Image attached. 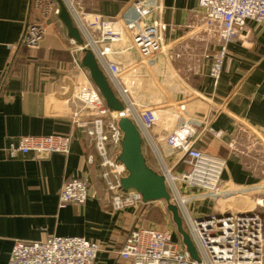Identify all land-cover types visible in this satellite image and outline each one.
Returning <instances> with one entry per match:
<instances>
[{
    "label": "crops",
    "instance_id": "1",
    "mask_svg": "<svg viewBox=\"0 0 264 264\" xmlns=\"http://www.w3.org/2000/svg\"><path fill=\"white\" fill-rule=\"evenodd\" d=\"M71 1L83 13L110 19L133 0ZM145 1L163 8L165 52L151 68L153 79L169 101L183 103L184 117L200 133L197 148L225 158L224 190L245 189L226 195L216 209L260 210L264 224V145H246L256 134L264 136V28L249 23L228 46V61L214 85L209 74L219 46L220 23L208 26L197 0ZM30 6L31 0H0V264H7L14 240L39 242L52 236L96 242L100 250L94 264H130L118 252L136 227L170 230L175 240L180 237L170 213L157 204L116 212L107 203L108 195L99 194L82 207H58L59 192L68 179L89 176L94 191L103 188L87 164L89 150L72 118L80 108L72 95L89 76L74 67L75 46L59 17L43 21ZM28 22L46 25V35L35 50L19 45ZM111 51L109 60L120 66L137 60L127 39L113 44ZM77 58L81 60L82 54ZM152 96H158L157 92ZM209 116V127L220 133L218 138L194 122ZM171 127L167 122L152 129L158 135V149L167 151L163 139ZM49 135L72 136L69 153L43 160L31 155L6 156V148L21 137ZM229 144L241 150L232 153ZM142 147L148 166L155 170L152 150ZM183 169L179 165L176 170ZM235 198L240 204L229 205ZM209 212L211 206L205 203L201 213Z\"/></svg>",
    "mask_w": 264,
    "mask_h": 264
},
{
    "label": "built area",
    "instance_id": "2",
    "mask_svg": "<svg viewBox=\"0 0 264 264\" xmlns=\"http://www.w3.org/2000/svg\"><path fill=\"white\" fill-rule=\"evenodd\" d=\"M61 1L83 42L79 46L70 40L75 46L72 52L74 67L89 76L77 56L90 51L123 111H110L88 77L72 95L80 106L72 115L73 123L84 135L89 150L87 164L103 188H96L95 192L89 176L68 179L59 192L58 207H82L90 197L106 194L107 203L116 212L154 204L167 211L164 201L144 203L139 194L120 190V181L127 174L117 161L123 136L118 121L123 116L134 123L143 146L152 150L158 165L155 171L164 178L169 201L177 207L199 260L190 258L181 239L175 240L172 231L141 226L127 235L119 257L130 264H263L264 224L259 214L236 212L231 208L218 212L213 205L229 193L241 194L245 189L224 190L221 176L226 168L225 158L197 148L200 133L192 120L184 117L183 103L169 101L151 75L156 59L165 52L162 5L133 0L116 16L103 19L94 13H83L71 0ZM197 4L208 26L220 23L219 46L209 74L216 85L228 61V46L238 40L249 23L264 28V0H197ZM30 8L43 21L59 13L57 0H31ZM46 31L44 22H28L19 45L27 50L38 49ZM126 39L136 52L137 60L120 66L108 56L112 54L113 44ZM154 91L158 95L155 98ZM210 120L211 116L205 121L194 122L203 125L204 131L214 137H220V133L209 127ZM167 122H171L172 127L163 143L170 155L164 158L150 132ZM71 143L70 135L24 136L5 151L9 159L31 155L43 160L54 154L67 155ZM246 145H264V136L256 134ZM229 150L238 153L241 149L229 144ZM169 158L171 164L167 163ZM179 165L184 169L176 170ZM205 203L211 206V212L202 214ZM99 250V244L82 237L52 236L39 242L16 239L7 264H94Z\"/></svg>",
    "mask_w": 264,
    "mask_h": 264
},
{
    "label": "water",
    "instance_id": "3",
    "mask_svg": "<svg viewBox=\"0 0 264 264\" xmlns=\"http://www.w3.org/2000/svg\"><path fill=\"white\" fill-rule=\"evenodd\" d=\"M57 2L59 4L58 17L66 28L70 40L81 46L83 42L78 30L73 25L62 1L57 0ZM80 63L87 70L91 82L98 90L108 109L110 111L122 112L123 106L110 88L93 54L90 51H84ZM118 127L123 136L120 142V154L117 161L123 165L127 173L120 181L121 192H135L141 196L144 203L164 201L183 246L190 258L198 261L196 249L183 227L179 211L169 201L170 196L163 176L150 168L146 162L142 149V139L137 128L131 120L123 116L118 121Z\"/></svg>",
    "mask_w": 264,
    "mask_h": 264
},
{
    "label": "rangeland",
    "instance_id": "4",
    "mask_svg": "<svg viewBox=\"0 0 264 264\" xmlns=\"http://www.w3.org/2000/svg\"><path fill=\"white\" fill-rule=\"evenodd\" d=\"M151 136H152V138H153V140L155 141V143H158V135L157 134H155L152 130H151ZM144 147H146V145L144 146ZM160 149V148H159ZM160 151H161V153H162V155H163V157L164 158H166L167 156H169L170 155V152H168V151H164V150H162V149H160ZM157 168H158V165L156 166ZM238 200H239V198H235V199H233L231 202L232 203H229V205H232V204H237L238 203ZM244 202V201H243ZM238 204H240V203H238ZM213 205L214 206H217L218 207V200L216 201V202H214L213 203ZM233 206V205H232ZM257 209H254V210H259V208L258 207H256ZM218 209V208H217ZM235 209V208H234ZM234 209H232V210H234ZM255 213H257V214H259V216L261 217L262 216V214H261V212H260V210H259V212H255ZM262 218V217H261Z\"/></svg>",
    "mask_w": 264,
    "mask_h": 264
}]
</instances>
